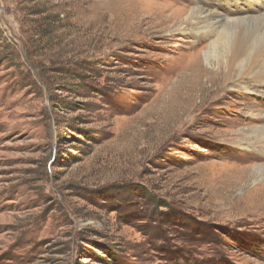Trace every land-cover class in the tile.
I'll return each mask as SVG.
<instances>
[{
    "label": "rangeland",
    "instance_id": "rangeland-1",
    "mask_svg": "<svg viewBox=\"0 0 264 264\" xmlns=\"http://www.w3.org/2000/svg\"><path fill=\"white\" fill-rule=\"evenodd\" d=\"M197 5L235 9L0 0V264H264L236 184L259 161L244 139L264 96L202 54L217 81L195 77L177 23ZM223 32L264 44V18Z\"/></svg>",
    "mask_w": 264,
    "mask_h": 264
},
{
    "label": "bare ground",
    "instance_id": "bare-ground-1",
    "mask_svg": "<svg viewBox=\"0 0 264 264\" xmlns=\"http://www.w3.org/2000/svg\"><path fill=\"white\" fill-rule=\"evenodd\" d=\"M241 6H238V2ZM225 6L234 3L233 11L224 13H209L201 6L193 7L190 12H183V20L177 24V28L188 34L195 40V51L191 52L190 65L195 70V77L209 74L208 81H217L218 74L212 75L207 69L203 71L200 67V55L209 67L213 66V59L218 67H222V78L225 81H232L227 84L229 90L240 91L243 94H254L264 96V44L255 46L249 38L237 37L233 42L225 46L224 27L234 22L257 20L264 18V3H252L251 0H223ZM231 8V7H230ZM239 14V15H238ZM170 19V18H169ZM222 27L221 29H219ZM264 38H256V42ZM222 52L217 54V48ZM196 77V78H197ZM259 110L260 103L250 104L248 109ZM250 109V111L252 110ZM257 115H255V118ZM245 150L259 159L254 166L253 174L245 173L236 184L243 185L241 199L250 208L251 214L256 217L251 222H259L264 219V127H251L247 130L244 139ZM253 180V186L247 184Z\"/></svg>",
    "mask_w": 264,
    "mask_h": 264
}]
</instances>
